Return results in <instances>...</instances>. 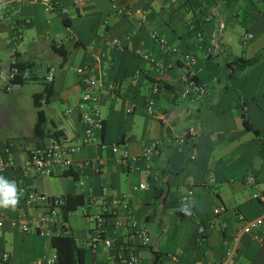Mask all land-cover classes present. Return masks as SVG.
Masks as SVG:
<instances>
[{"label":"crops","instance_id":"crops-1","mask_svg":"<svg viewBox=\"0 0 264 264\" xmlns=\"http://www.w3.org/2000/svg\"><path fill=\"white\" fill-rule=\"evenodd\" d=\"M68 14L47 10L42 4L0 0V89L15 98V88L42 85L33 94L29 112L18 102L0 101V156L10 155L16 165L2 176L18 188L71 196L64 218L69 235L43 236L34 227L25 232L22 216L39 213L18 202L15 210L0 208V252H9L7 264H33L58 253L54 239L73 238L84 250L86 264H116L118 247L129 245L139 264H221L237 246V264H264V227L242 231L237 211L247 220L264 218L261 188L248 176L264 181V0H59ZM126 8L140 9L126 14ZM253 37L242 41V37ZM165 40V47L157 38ZM61 46V53L54 49ZM142 54L150 56L145 58ZM196 58L198 79L207 87L200 101L183 99L185 57ZM259 60L245 68L233 61ZM30 64L33 80L5 89L12 65ZM56 67L52 93L40 101L46 123L36 130L39 108L34 99L44 90L47 67ZM90 66L98 77L97 108L102 141L125 143L133 155L160 142L161 151L141 157L124 168L119 156L97 143L83 144L82 116L90 108L83 101L78 70ZM154 100V112L148 111ZM131 109V111H129ZM245 119L252 129L247 128ZM196 128L195 138L184 132ZM60 139L81 144L72 154L86 162V186L81 172L58 169L52 176H37L24 167L31 152ZM211 175L215 181L209 184ZM144 184L145 188H140ZM107 188V192H104ZM194 191L195 216L182 210V196ZM82 196V198L80 197ZM123 198L113 208L105 228L112 233L117 219L137 221L147 228L153 245L144 247L124 228L116 245H87L94 223L88 214L102 210L98 200ZM225 205L228 211L213 213ZM215 228L198 232L201 223Z\"/></svg>","mask_w":264,"mask_h":264},{"label":"built area","instance_id":"built-area-1","mask_svg":"<svg viewBox=\"0 0 264 264\" xmlns=\"http://www.w3.org/2000/svg\"><path fill=\"white\" fill-rule=\"evenodd\" d=\"M22 1V0H21ZM30 1L32 3L42 4L47 10H59L64 14H68V9L60 4L59 0H23ZM122 13L131 14L138 13L143 19H146V15L140 9L133 10L132 8H126L121 10ZM252 34H247L242 37V41H246L252 38ZM157 38V37H155ZM157 40L165 47V40L157 38ZM145 58L150 59V56L142 54ZM196 58L189 54L185 57V66L187 69L185 75V87L182 94L183 99H190L192 101H200L207 92L206 85L198 79L197 71L195 69ZM21 72V69L17 66L11 67L10 73L5 86L6 91L10 92L13 87L19 85L14 82V77ZM81 83L83 85V101L89 105V110L83 114L82 122L85 124V135L82 140L83 144L97 143L101 148L110 150L114 154L119 156L121 164L124 168H133V164L136 163L141 157L148 158L153 154H158L161 151V144L158 141L148 144L141 156L133 155L129 149L117 142H108L98 139L95 131L103 128V121L100 117L99 109L97 108L98 97L97 91L99 90L100 83L98 77L92 72L90 66L84 65L78 70ZM56 67L49 65L45 80L47 83H52L55 79ZM131 111V109L129 110ZM148 111L154 112V100L151 99L148 104ZM198 134L196 128H192L184 132V137L195 138ZM81 143V144H82ZM81 144L67 145L60 139H54L49 145L35 149L31 152L30 156L25 162L24 167L28 172H33L37 176H52L58 169H72L76 168L81 172V177L78 179L79 187L84 189L86 186V174L84 173L86 162H77L72 158V154L78 151ZM16 165L15 159L10 155L0 156V177H2L9 168ZM215 176L211 175L209 184L214 183ZM248 182L257 185L261 190L255 194L256 198L264 199V181L257 182L255 177L248 176ZM140 188H145L144 184L140 185ZM104 192H107V188H104ZM19 196V202H22L27 208L39 211L34 213L30 217L22 216L20 227L23 231L29 232L34 227L38 234L43 236H56V235H69L70 229L65 223L62 216V210L68 205V196L65 194L51 195L37 191L36 189L28 186H21L17 190ZM123 198H111L100 199L98 203L102 205V210L88 214L89 208L83 206L84 213L89 215L90 219L94 223L93 228L90 230L87 238V245L92 248L98 247L100 244H104L107 248H113L117 240L115 235L121 228L129 230L133 236L137 237L140 244L144 247H150L153 245L152 236L150 231L142 227L137 221H128L117 219L112 225V233L106 231V227L110 222V217L113 214V208L121 204ZM194 191L192 189L185 192L182 196V210L185 215L189 217L195 216V210L193 207ZM185 206L188 211H184ZM228 211L225 205L218 206L214 209L213 213L219 215ZM239 220L243 223L242 231L250 233L253 230L264 227V218L247 220L243 213L237 211ZM3 215L0 214V230L3 225ZM215 225L210 222L201 223L198 228V232L202 235L213 230ZM264 241V238H259ZM238 249L237 246L229 250L221 264H237ZM11 259L9 252H0V264H7ZM58 253L53 252L48 257L39 259L33 264H57ZM140 260L129 245H120L118 247L116 264H139Z\"/></svg>","mask_w":264,"mask_h":264},{"label":"trees","instance_id":"trees-1","mask_svg":"<svg viewBox=\"0 0 264 264\" xmlns=\"http://www.w3.org/2000/svg\"><path fill=\"white\" fill-rule=\"evenodd\" d=\"M54 49L61 53L63 50L61 46L54 45ZM260 58V55H257L255 57H252L250 59L245 58H239L235 61H233V64L237 66L238 68H245L248 67L254 63H256ZM17 66L21 69V72L17 74L14 77V82L19 85L26 84L27 82L34 79L30 75V64L23 63V62H16L12 65V67ZM52 93V83L45 84L44 90L41 93H37L35 95V105L39 108L38 110V121L36 124V130L42 129L44 127V124L46 123L44 110L40 109L41 104L40 101L45 98L46 100L50 97ZM245 123L247 128L252 129V127L249 125L248 121L245 119ZM82 198V196H80ZM71 196H68V205L64 209V218H67V213L74 209L71 205ZM54 244L58 248V261L57 264H86L85 257H84V250L79 247L73 238L68 237H58L54 239ZM154 264H161L160 262V256H156Z\"/></svg>","mask_w":264,"mask_h":264},{"label":"rangeland","instance_id":"rangeland-1","mask_svg":"<svg viewBox=\"0 0 264 264\" xmlns=\"http://www.w3.org/2000/svg\"><path fill=\"white\" fill-rule=\"evenodd\" d=\"M42 88V85H37L35 86L34 83H30L25 85L23 88H15V98L10 99L8 97V93H6L4 90L0 89V101L3 103H8V102H18L20 103L25 110H28L29 112L34 108L33 105V94L36 91H39Z\"/></svg>","mask_w":264,"mask_h":264},{"label":"clouds","instance_id":"clouds-1","mask_svg":"<svg viewBox=\"0 0 264 264\" xmlns=\"http://www.w3.org/2000/svg\"><path fill=\"white\" fill-rule=\"evenodd\" d=\"M18 202L19 196L15 182L0 177V208L15 210ZM184 211H188L186 206Z\"/></svg>","mask_w":264,"mask_h":264}]
</instances>
